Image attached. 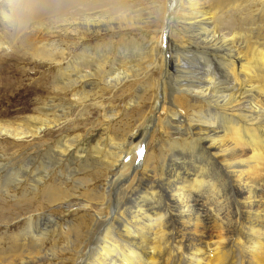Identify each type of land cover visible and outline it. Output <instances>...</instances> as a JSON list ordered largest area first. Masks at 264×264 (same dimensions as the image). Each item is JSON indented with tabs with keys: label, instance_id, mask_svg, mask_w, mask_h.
Returning a JSON list of instances; mask_svg holds the SVG:
<instances>
[{
	"label": "bare ground",
	"instance_id": "obj_1",
	"mask_svg": "<svg viewBox=\"0 0 264 264\" xmlns=\"http://www.w3.org/2000/svg\"><path fill=\"white\" fill-rule=\"evenodd\" d=\"M141 1L40 0L21 24L22 0H0L2 30L41 35L32 56L56 67L58 98L0 135L35 140L59 129L24 161L14 157V188H2L14 194L20 231L0 264H264V0H163L158 24ZM124 45L145 50L140 63L116 51ZM155 71L151 117L111 130L118 112L96 94L133 73L150 85ZM88 102L102 112L97 134L64 112Z\"/></svg>",
	"mask_w": 264,
	"mask_h": 264
},
{
	"label": "rangeland",
	"instance_id": "obj_2",
	"mask_svg": "<svg viewBox=\"0 0 264 264\" xmlns=\"http://www.w3.org/2000/svg\"><path fill=\"white\" fill-rule=\"evenodd\" d=\"M162 2L163 0H142L138 8L139 12H156V14L153 16L154 18L155 16L158 18V24L162 19ZM148 13H144L145 16H147L146 14ZM152 29L153 27L151 29L146 28L144 33L150 32ZM141 33L143 32H136L135 35H140ZM122 37L123 34L118 36L115 41L123 45L121 39ZM158 37H161V40H163V47H165L166 44L168 45V40L166 39L167 36L164 32H162V34L159 33ZM41 40V35H33L31 33V29L27 30V33L20 36V38L15 39L9 29L2 30L0 28V127H6L10 129H14V127H27L29 124V122L26 121L27 119L33 116H42V114L40 115L39 113V109L44 106L46 102H50L51 100L56 102L58 100V98L54 96L53 90L51 89L52 80L57 74L56 67L45 62H39L37 58L32 56L31 47L33 48L34 44L35 46L39 47ZM57 44L59 45V42H57ZM122 47H119L116 50L118 53L120 52L119 54L125 56L127 53L126 56L130 55V58L132 56L136 58V61L134 58L121 59L125 62L127 61L126 65L128 67L133 65L135 62L136 65L140 63V61L137 62V60H140L138 58L141 57V54H143L145 50L138 48L136 50H131V52H127L128 47H125L124 45V50ZM119 49H121V51H119ZM187 54L188 53H186V55ZM203 57L205 58V56ZM192 59L193 61H197L201 58L196 57ZM128 61H132L129 62L132 64L130 65ZM130 76L131 79L119 84V87L117 86L114 89L107 90V92H105L103 95L100 92L96 94V96H98L97 102L102 101L101 103L104 105L111 104L110 106H114V112H118V120L114 122L113 126L111 127L112 130L115 126L114 132L121 131L123 129V124L125 123H130L134 129H141L142 123L147 120L149 116L151 117V111L154 110L152 97L155 94V89L152 87V83H154L153 85L155 86L159 77V72L155 71L152 75H150L152 82H150V85L148 84L147 86L145 82L146 80L143 78L142 73L140 75L141 77L134 73ZM162 77H165L163 73H161V80ZM155 100L156 99H154V104H156ZM91 104L94 106L95 102H88V107L85 106L86 108L84 109H64V112H66V114H68L70 118L75 121L77 125H79L81 128L79 130H81V133L83 134L87 133L88 130H91V134H97L101 131L104 125L101 109L98 107H93ZM150 107L152 109H150ZM164 107H166V109L168 107L169 109L170 106L169 104H166ZM166 109L165 112L163 111V113L161 111L162 115L160 119L162 118V121H166L167 118H169V116H167L169 115L167 113L168 109ZM142 111L145 112L146 116L144 119H139L138 114ZM153 120L154 123L157 122V119ZM52 131L49 130L46 133H43L41 137L35 140L32 138H27L24 140L15 141L13 138L0 135V240H3L0 242V245H3L2 247L0 246V248H2V250H7L6 242H8L9 236L20 231V229L18 230L14 228V194L6 192L2 188L5 185L10 187L9 189L12 187L14 188V168H16L14 165V157H23L21 161H24L25 157L22 154H24V152L28 153V150H30L29 146L36 147L38 140L52 142L53 140L57 139L59 133L56 132H59V129ZM146 152L147 147L142 154L140 153L141 155H139V159L137 160L138 162L136 161V163L139 164L138 166H140L139 168L144 165L143 163L145 160L142 157L145 156ZM78 200L79 199H75L73 201L74 204L77 203L72 209L76 212L83 209L81 205L82 203H79Z\"/></svg>",
	"mask_w": 264,
	"mask_h": 264
},
{
	"label": "clouds",
	"instance_id": "obj_3",
	"mask_svg": "<svg viewBox=\"0 0 264 264\" xmlns=\"http://www.w3.org/2000/svg\"><path fill=\"white\" fill-rule=\"evenodd\" d=\"M41 7L43 5L40 3V0H22L19 8V22L21 24H27L31 16Z\"/></svg>",
	"mask_w": 264,
	"mask_h": 264
},
{
	"label": "snow or ice",
	"instance_id": "obj_4",
	"mask_svg": "<svg viewBox=\"0 0 264 264\" xmlns=\"http://www.w3.org/2000/svg\"><path fill=\"white\" fill-rule=\"evenodd\" d=\"M141 154L143 153V149H140Z\"/></svg>",
	"mask_w": 264,
	"mask_h": 264
}]
</instances>
